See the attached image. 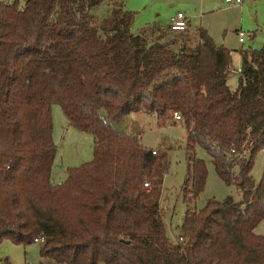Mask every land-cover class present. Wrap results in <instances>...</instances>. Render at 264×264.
<instances>
[{
  "label": "trees",
  "instance_id": "obj_1",
  "mask_svg": "<svg viewBox=\"0 0 264 264\" xmlns=\"http://www.w3.org/2000/svg\"><path fill=\"white\" fill-rule=\"evenodd\" d=\"M136 13L124 0L0 2V243L26 246L44 235L47 261L37 264H264V235L254 232L264 220V168L258 182L251 175L264 145V44L238 50L231 90V51L205 29L196 36L165 29L150 40L146 29L132 32ZM54 103L94 137L92 159L56 184ZM173 111L187 130L188 207L207 178L196 147L241 197L187 208L180 243L158 210L165 154L111 124L134 112ZM231 149L249 155L238 160Z\"/></svg>",
  "mask_w": 264,
  "mask_h": 264
},
{
  "label": "rangeland",
  "instance_id": "obj_2",
  "mask_svg": "<svg viewBox=\"0 0 264 264\" xmlns=\"http://www.w3.org/2000/svg\"><path fill=\"white\" fill-rule=\"evenodd\" d=\"M14 1V0H0ZM25 0H18L22 7ZM174 1V3H173ZM124 0V7L137 11L131 26L133 33H140L146 29V34L151 39L159 38L165 31L164 27L169 16L181 11L188 12L186 6L189 2L184 3L182 0ZM191 6L193 18L191 25L198 28L200 26L208 27L210 33L217 45L226 43L231 49L232 64L231 73L227 79V84L231 90H235L238 82L237 68L241 63V57L238 52L240 48L260 49L263 46L262 38H264V29L257 32V38L254 43L249 39V32L252 34V28L257 27V17L259 23H264V0H257L256 4H252L249 0L245 2L244 14L242 21L238 22L239 12L236 8L226 7L224 0L219 3L214 0L211 3L212 12H205L204 9L197 7V0L193 1ZM106 5L97 8V18L105 15ZM201 9V11H200ZM229 11V12H227ZM229 18V20H225ZM156 24L163 27L161 30L150 29L149 25ZM245 33L244 41L240 44L237 40L236 30ZM142 30V31H141ZM167 34H171L168 31ZM174 35V34H171ZM171 35L169 37H171ZM241 46V47H240ZM100 115H106L104 110H100ZM53 117V140L56 144V155L51 169V183L56 184L62 182L67 177V169L73 166H79L88 162L93 157L94 137L92 133L81 131L73 127L65 115L61 107L52 104ZM155 117V116H154ZM156 118V117H155ZM143 112H134L123 117L120 121L112 122V126L117 133H132L136 130L142 145L148 149L154 148L165 154L167 161V170L163 177V183L159 198L158 210L163 217L165 225L173 228L171 235L177 237L180 226L182 224L184 213L187 208H201L205 200L210 197L223 199L227 195H231L236 201L240 200V195L235 186L227 185L216 174L214 166L209 155L201 148L196 147V155L202 158L207 167V178L204 191L198 198L188 205L184 201L182 187L184 184L187 169V153H186V126L182 121H174L172 114L165 116L164 122L157 123V119ZM156 147V148H155ZM264 168V153H258L255 156L251 175L256 182L259 181ZM256 234L264 235V220H262L255 228ZM42 242H33L26 246L15 244L9 240H3L0 243V261L7 258L11 264H37L45 262L47 259L41 257L40 248ZM99 264H104L100 262Z\"/></svg>",
  "mask_w": 264,
  "mask_h": 264
},
{
  "label": "crops",
  "instance_id": "obj_3",
  "mask_svg": "<svg viewBox=\"0 0 264 264\" xmlns=\"http://www.w3.org/2000/svg\"><path fill=\"white\" fill-rule=\"evenodd\" d=\"M173 1V0H172ZM184 1V3H186V2H189L188 3V6H186V9L188 10V12L187 11H185L184 12V14L186 15V17H187V23H186V29L185 30H183V31H170L169 29H168V23H169V18H170V16L168 17V21H167V23H166V25L164 26V27H166V29H168V31H170V33L171 34H180V33H187V34H191V35H194V36H196V34H197V31H198V29L199 28H203V29H205L206 31H207V33H208V35L212 38V40H213V42H214V39H213V37H212V35H211V33H210V30H209V28L208 27H205V26H200V27H198V28H196V27H194V26H192L191 25V19L193 18V13H192V11H194V10H191V6H192V4L194 3L193 1H195V0H183ZM214 0H197V3H196V5H197V7H198V9L199 8H202V9H204L205 10V12L207 13V12H212V6H211V3L213 2ZM222 1L223 0H218V2L219 3H222ZM247 0H243V2H242V4L240 5V6H235V7H233V8H236V11H234V12H239V15H238V18H237V21L238 22H241L242 21V17H243V14H244V8H245V2H246ZM250 2H252V4H256V2H257V0H249ZM176 2H178V3H180L181 2V4H182V0H178V1H176ZM173 3H174V1H173ZM200 11H201V9H200ZM177 12H181V11H177ZM227 12H229V11H227ZM176 14V13H175ZM174 15V14H173ZM172 16V15H171ZM242 16V17H241ZM225 20H229V18H226ZM153 25H156L155 23L153 24ZM256 26L257 27H255V28H252V34L249 32V39L250 40H252L251 41V43H254V41L256 40V38H257V32L258 31H260V30H262V29H264V23H259L258 22V17H257V22H256ZM237 31H239L238 29L236 30V33H237ZM237 40H238V42H239V38H238V35H237ZM215 43V42H214ZM240 43V42H239ZM262 43L264 44V38H262ZM216 44V43H215ZM241 44V43H240ZM217 45V44H216ZM217 46H224L225 48H227V49H229L228 47L229 46H227L226 45V43H223V44H220V45H217ZM241 47V46H240ZM230 51H231V49H229ZM238 68H240V65H239V67ZM237 68V69H238ZM138 113V112H137ZM131 114V113H130ZM130 114H128V115H130ZM128 115H126V116H128ZM147 115H149V116H151L153 119L155 118L154 117V115H152V114H147ZM125 117V116H124ZM155 119H157V123H163L164 122V119H165V116H163V117H160V118H155ZM175 121V120H174ZM136 133V130L134 131V132H132V133H130V134H135ZM156 148V147H155ZM150 149H154V148H150ZM157 149V148H156ZM51 176V175H50ZM51 181V180H50ZM162 217V216H161ZM162 219H163V217H162ZM166 224V223H165ZM166 232H167V235H168V237L171 239V241H174V238L172 237V235H171V232H173V228H172V226L170 225V227H168L167 225H166ZM179 233H180V231H179ZM179 233H178V235L177 236H179ZM263 235V234H262Z\"/></svg>",
  "mask_w": 264,
  "mask_h": 264
},
{
  "label": "built area",
  "instance_id": "obj_4",
  "mask_svg": "<svg viewBox=\"0 0 264 264\" xmlns=\"http://www.w3.org/2000/svg\"><path fill=\"white\" fill-rule=\"evenodd\" d=\"M243 0H224V4L226 7H235L240 6L242 4ZM186 23H187V17L182 12H177L176 14L170 16L169 23H168V29L170 31H183L186 29ZM237 35L239 38V42L242 43L244 41L245 33L241 30L237 31ZM240 68L236 70L237 73H239ZM172 118L175 121H182L181 114L178 111L172 112ZM152 154H156V149H151ZM260 153H264V145L260 149ZM229 155H233V157L237 158L238 160L244 159L249 155V149H243L241 152L236 151L234 149L230 150ZM144 187L149 188L150 184L148 181H145L143 183ZM46 237L44 235H39L35 238V242H42L45 243ZM183 238L181 236H177L174 238L175 242H182Z\"/></svg>",
  "mask_w": 264,
  "mask_h": 264
}]
</instances>
